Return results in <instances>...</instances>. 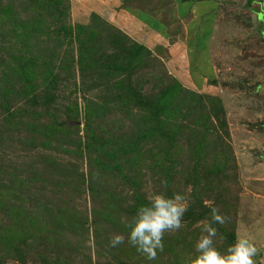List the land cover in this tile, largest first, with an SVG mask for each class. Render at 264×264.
I'll return each instance as SVG.
<instances>
[{
  "label": "rangeland",
  "instance_id": "rangeland-1",
  "mask_svg": "<svg viewBox=\"0 0 264 264\" xmlns=\"http://www.w3.org/2000/svg\"><path fill=\"white\" fill-rule=\"evenodd\" d=\"M264 0H0V264H264ZM161 178L168 181L164 187ZM181 192L148 260L122 218ZM124 234L113 248L109 239Z\"/></svg>",
  "mask_w": 264,
  "mask_h": 264
},
{
  "label": "clouds",
  "instance_id": "clouds-1",
  "mask_svg": "<svg viewBox=\"0 0 264 264\" xmlns=\"http://www.w3.org/2000/svg\"><path fill=\"white\" fill-rule=\"evenodd\" d=\"M160 183L167 187L168 181L161 178ZM147 203L136 208L131 217L122 218L127 229V241L148 260H155L158 252L164 250L165 233L177 232L182 229L184 215L190 204L185 194L173 192H153L147 198ZM210 206L212 218L201 225V235L197 238L195 254L186 264H256L260 249L247 235H237L234 242L221 252L215 246L217 236L216 224H224L227 217L222 215L214 201H205ZM124 234H114L109 239L110 247H117L125 242Z\"/></svg>",
  "mask_w": 264,
  "mask_h": 264
},
{
  "label": "snow or ice",
  "instance_id": "snow-or-ice-1",
  "mask_svg": "<svg viewBox=\"0 0 264 264\" xmlns=\"http://www.w3.org/2000/svg\"><path fill=\"white\" fill-rule=\"evenodd\" d=\"M262 19H264V17H262Z\"/></svg>",
  "mask_w": 264,
  "mask_h": 264
}]
</instances>
